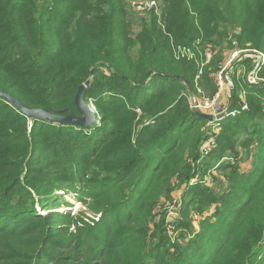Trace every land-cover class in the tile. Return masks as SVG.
I'll list each match as a JSON object with an SVG mask.
<instances>
[{
    "label": "trees",
    "instance_id": "trees-1",
    "mask_svg": "<svg viewBox=\"0 0 264 264\" xmlns=\"http://www.w3.org/2000/svg\"><path fill=\"white\" fill-rule=\"evenodd\" d=\"M160 2L141 13L129 0H0V90L79 115L80 85L93 78L87 102L107 89L88 129L0 97V264H264V65L249 83L237 72L253 58L233 64L234 103L208 154L209 120L189 98L217 93L227 50L264 53V0ZM177 46L196 57L177 59ZM225 156L235 162L218 165ZM68 195L89 212L60 211Z\"/></svg>",
    "mask_w": 264,
    "mask_h": 264
},
{
    "label": "rangeland",
    "instance_id": "rangeland-1",
    "mask_svg": "<svg viewBox=\"0 0 264 264\" xmlns=\"http://www.w3.org/2000/svg\"><path fill=\"white\" fill-rule=\"evenodd\" d=\"M129 1H131V4H133L134 3V6H137V4L138 3H140V2H145V3H147L146 1H152V2H155L156 3V5L155 6H157V12H159L160 11V9H161V0H129ZM133 29H134V31H137L138 29H139V26H138V24L137 23H134V26H133ZM191 49L193 50V52H194V58L196 57V50H195V48L193 49L192 47H191ZM208 51H211V50H206L205 51V53H204V56H203V59H205V54L208 52ZM235 51H239V55H241L242 53H244V52H248V51H252L251 49H247L246 51H244V50H242V49H239L238 47H236V48H234V49H232V50H227L225 53H226V55H230L231 56V54L232 53H234ZM211 53H212V51H211ZM229 56V57H230ZM214 58V54L212 53V58H211V60L208 62V63H205L203 66H202V64L205 62V60L202 62V64H201V66H200V70L202 71V69H203V67L204 66H206V65H208V64H210V62L212 61V59ZM236 59V58H235ZM235 59L233 60V62L235 61ZM252 69H253V67H254V62L252 61ZM231 65H232V63H231ZM230 66V65H229ZM228 66V67H229ZM233 66V65H232ZM248 66L249 65H247V64H242L241 65V67H240V69L238 70V72H237V77L238 78H242V79H244V80H247L248 82H249V75H250V73L252 72V69L249 71L248 70ZM227 67V68H228ZM232 67H230L229 69H227L228 70V74L227 75H229V78H230V82L233 84V81H232V72L230 73V69H231ZM105 71H106V73L107 74H109V72H108V70H106L105 68H103ZM219 71V70H218ZM217 71V72H218ZM216 72V73H217ZM216 73H215V75H216ZM199 75H200V73H199ZM215 75H214V77H215ZM258 75H259V73H258ZM259 79H260V81L259 82H261L263 79L262 78H260V76H259ZM88 80H90L91 82H92V80H93V78H90V79H88ZM234 85V84H233ZM189 87V86H188ZM106 91H107V89H106V87H104V85H102V88H99V89H97L96 90V94H95V97L94 98H91L90 100H89V104H91V106L93 107V108H95V111H96V107H95V105H94V101L95 100H97V99H100V98H103V97H105V96H107V93H106ZM196 91H197V89H196ZM201 93H203L202 92V89L201 88H198V93L197 94H192V95H189V98H192V99H196V100H201L203 97L200 95ZM230 95H231V93H230V88L228 87L226 90H225V93H224V96H225V100L223 101V105L221 104V102H219L221 105H222V107L223 108H227L228 107V105H229V99H230ZM97 96V97H96ZM214 97V96H213ZM195 100V101H196ZM231 101V100H230ZM198 102V101H197ZM115 107V106H114ZM134 110L138 113V115L139 114H141V109H139V108H134ZM94 125L95 126H99L100 125V121L98 120V122H95L94 123ZM94 125L92 126V127H94ZM209 128V127H208ZM84 129H88V128H84ZM213 129H215V130H218L219 129V122L214 126V127H212L211 129L209 128V132H211V131H213ZM251 150H253V148L251 149ZM241 152H243V154L241 155H239L238 157H239V159H240V164L243 166V167H245V168H249V166H251V160L250 159H247V155H246V153L242 150ZM246 156V157H245ZM245 157V158H244ZM232 158V156H225V157H223V159H221V161L220 162H218V165L223 161V162H235V160L234 159H231ZM246 170H248V169H246ZM212 174L214 175V176H216V177H218V179H219V181H221L220 180V178H221V176H222V174L220 173V171L219 170H217V169H215V170H213V172H212ZM206 177V179H208V183H211V186H213V188H214V190L215 191H217V192H220L221 190H223V187H225V183L224 182H218L216 185L214 184V182L212 181V178L210 177V175H207V176H205ZM210 186V187H211ZM181 191H182V189H180V190H177V192H176V197L178 198L179 197V195H180V193H181ZM59 192H62V191H59ZM175 197V198H176ZM66 199H67V201H69V203L70 204H72V206H69V205H65V204H63V205H61V208H60V211H68V210H71V215H74L75 217L76 216H78L79 215V213H83V212H89V210L87 209V207L85 206V205H83L80 201H78L76 198H75V196L74 195H68V196H66ZM175 207L176 206H174V205H170V206H167V209H170V210H173V209H175ZM40 210L41 211H43L42 210V208H40ZM160 210H163L162 208L160 209ZM212 211H214V208H212L211 209V212ZM174 214V215H173ZM172 216H175V213L174 212H171L170 214H169V220H168V224H169V226H171L172 225V221H173V219L175 218V217H177V215L174 217V218H172ZM199 218H200V216H197V218H195V220L193 221V227L194 228H197L198 230H199ZM159 219V217L156 219V221ZM169 231H171L172 232V227L171 228H169ZM176 235H178V234H174L173 232H172V234H171V236H172V238L173 239H176Z\"/></svg>",
    "mask_w": 264,
    "mask_h": 264
},
{
    "label": "water",
    "instance_id": "water-1",
    "mask_svg": "<svg viewBox=\"0 0 264 264\" xmlns=\"http://www.w3.org/2000/svg\"><path fill=\"white\" fill-rule=\"evenodd\" d=\"M252 54H256L255 51H248L242 53L234 62H238L244 57H249ZM232 64V65H233ZM228 70H225L223 72V76L226 77V82L230 88L231 93V102L226 108L225 111H223L221 114L213 115L207 112L202 111L199 107L193 106V111L197 116H200L202 118H205L206 120L213 121V120H221L223 119L227 113L231 110L232 105L234 103V96H235V88L233 84L229 81L227 78ZM187 85L190 87L188 82L186 81ZM249 83H251L249 81ZM91 85V81L87 80L85 83L79 86L76 96H75V105L78 109L79 115L75 114L73 111L69 110V113L67 115L64 114L66 110H62L60 113H54L46 108H29L27 107L21 100L14 97L13 95L0 90V97L6 100L8 103L12 104L18 111H20L22 114L26 115L31 120L36 121H45L49 122L51 124H57V125H75L80 128H90L94 125L95 122H98L99 117L96 116L95 108L91 106L86 100H85V94L87 91V88Z\"/></svg>",
    "mask_w": 264,
    "mask_h": 264
},
{
    "label": "built area",
    "instance_id": "built-area-1",
    "mask_svg": "<svg viewBox=\"0 0 264 264\" xmlns=\"http://www.w3.org/2000/svg\"><path fill=\"white\" fill-rule=\"evenodd\" d=\"M146 2L147 3L140 2L137 4L136 9L138 12L144 13L147 11H151L153 9H157V6H155L156 5L155 2H152V1H146ZM255 52H256V54H252L249 56V57L253 58V62H254V67L252 69V72L249 75V81L251 83H258L260 81L258 72L262 68V66L264 65V53L259 52V51H255ZM174 54H175V57L177 59H188V60L193 59L194 55H195L193 50L191 49V47H188V46L174 47ZM239 54H240L239 51H235L234 53H232L231 56L228 58V60L221 65L219 71L216 73L215 80H216V83L218 86V91L214 95V97L202 98L201 100L195 99L196 101L194 99L190 98L192 107L197 106L202 111L213 114V115L221 114L223 111L226 110L225 108L222 107V105H223L222 99H223V94L225 93V90L229 86L226 82V77L223 76V72L225 70L229 69L230 67H232L231 63L233 64V60L235 58L237 59L240 56ZM211 58H212V53H211V51H208L205 54V59H203V61L205 60V62L203 64L201 63L202 66L205 63H208L211 60ZM227 78L230 81L229 75H227ZM219 102H221L222 105ZM247 107L248 106L246 104H244L242 106V109H247ZM236 112L237 111L230 112V113L235 115ZM218 121H220V120L209 121L208 127L211 129L212 127H214L218 123ZM217 133H218V130H215V129H213V131L210 132L211 135L206 139V141H204V143L202 145V153L208 154L209 151L216 146V136L215 135ZM174 203H176V199L174 200ZM195 217L197 218V215ZM171 227H172V225L169 226V228H171Z\"/></svg>",
    "mask_w": 264,
    "mask_h": 264
},
{
    "label": "crops",
    "instance_id": "crops-1",
    "mask_svg": "<svg viewBox=\"0 0 264 264\" xmlns=\"http://www.w3.org/2000/svg\"><path fill=\"white\" fill-rule=\"evenodd\" d=\"M225 100V96H224V94H223V99H222V102Z\"/></svg>",
    "mask_w": 264,
    "mask_h": 264
}]
</instances>
